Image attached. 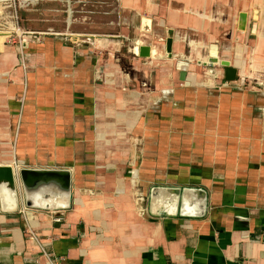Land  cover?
<instances>
[{
    "label": "crops",
    "instance_id": "1",
    "mask_svg": "<svg viewBox=\"0 0 264 264\" xmlns=\"http://www.w3.org/2000/svg\"><path fill=\"white\" fill-rule=\"evenodd\" d=\"M225 1L72 0L68 33L21 44L2 25L0 164L66 167L72 191L0 211V264H264V85ZM160 184L203 188V216L150 214Z\"/></svg>",
    "mask_w": 264,
    "mask_h": 264
},
{
    "label": "water",
    "instance_id": "2",
    "mask_svg": "<svg viewBox=\"0 0 264 264\" xmlns=\"http://www.w3.org/2000/svg\"><path fill=\"white\" fill-rule=\"evenodd\" d=\"M246 13H240V20ZM170 40L167 42L169 50ZM148 54V47H140V55ZM226 79L233 80L236 70L228 60H221ZM72 172L66 168L19 166L0 164V211L16 212L23 204L29 209L64 211L70 206ZM148 210L152 215L203 216L207 199L201 187H171L153 185L148 195ZM21 203V204H20Z\"/></svg>",
    "mask_w": 264,
    "mask_h": 264
},
{
    "label": "rangeland",
    "instance_id": "3",
    "mask_svg": "<svg viewBox=\"0 0 264 264\" xmlns=\"http://www.w3.org/2000/svg\"><path fill=\"white\" fill-rule=\"evenodd\" d=\"M225 2H228L229 7L235 13L237 11L246 13L248 22L246 32L249 41L253 44L249 48V56L246 61H249L248 64L251 65V78L262 80V85H264V0H226ZM13 9V2L4 6L3 3H0V28H2L4 21H13L15 25L16 20L13 18ZM16 10L18 24L25 31H44L51 28L58 33L60 31L68 33L66 31V21L69 16L67 0H39L34 5H24L22 7H19L18 2H16ZM77 10L71 2V25L78 14H83L81 9ZM244 57L246 59L245 55Z\"/></svg>",
    "mask_w": 264,
    "mask_h": 264
},
{
    "label": "built area",
    "instance_id": "4",
    "mask_svg": "<svg viewBox=\"0 0 264 264\" xmlns=\"http://www.w3.org/2000/svg\"><path fill=\"white\" fill-rule=\"evenodd\" d=\"M39 0H0V3H3V6L4 5H10L11 2H13L14 4V9H13V18L16 20L15 22V25L12 27V31H8L7 33V42L8 43H12V42H18V44H21L22 41H18L19 39L20 40H30V41H42L44 39V37L46 35H49V34H59L58 32H55L54 30H52L51 28L50 29H46L44 31H34V30H28V31H25L23 29H21V27L19 26L18 24V13H17V10H16V2H18V5L19 7H22V6H27V5H34L38 2ZM71 2L72 0H67V11H68V18L70 19L71 16L70 14L72 13L71 11ZM12 16V15H11ZM67 22V21H66ZM6 21H4L3 24H5ZM70 24V20L67 22V26ZM25 37V38H24ZM23 38V39H21ZM136 175L133 173H131V181H132V185L133 186V193H134V201L137 205V209L139 210V213L141 214H144V212H146L147 210V207H146V200H145V196L139 191V189L137 188V185H135V182H136ZM51 212H56V211H51ZM55 221H62V217L60 216H53L52 217ZM25 232L28 234L29 238L31 240L33 239H36V236L34 235V232L27 228L25 230ZM45 256L47 257L48 261L50 264H52L53 262V256L52 254H48L47 252L45 253Z\"/></svg>",
    "mask_w": 264,
    "mask_h": 264
},
{
    "label": "bare ground",
    "instance_id": "5",
    "mask_svg": "<svg viewBox=\"0 0 264 264\" xmlns=\"http://www.w3.org/2000/svg\"><path fill=\"white\" fill-rule=\"evenodd\" d=\"M70 19L69 18H67V22L69 21Z\"/></svg>",
    "mask_w": 264,
    "mask_h": 264
}]
</instances>
